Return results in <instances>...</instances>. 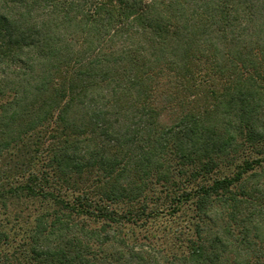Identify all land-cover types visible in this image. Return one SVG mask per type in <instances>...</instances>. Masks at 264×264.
<instances>
[{"label":"trees","instance_id":"obj_1","mask_svg":"<svg viewBox=\"0 0 264 264\" xmlns=\"http://www.w3.org/2000/svg\"><path fill=\"white\" fill-rule=\"evenodd\" d=\"M19 202L34 264L142 251L122 228L163 215L167 262L264 264V0H0V210Z\"/></svg>","mask_w":264,"mask_h":264},{"label":"rangeland","instance_id":"obj_2","mask_svg":"<svg viewBox=\"0 0 264 264\" xmlns=\"http://www.w3.org/2000/svg\"><path fill=\"white\" fill-rule=\"evenodd\" d=\"M163 119L169 121L167 117H163ZM241 160L242 159H240L238 163ZM231 168H233V165L226 167L223 172L232 174L233 169ZM41 206V208L44 209L43 204ZM33 207L34 206L26 208L25 203L19 202L15 206H10L8 210H0V219L7 232L6 239L0 244V264L35 263L29 250V230L33 227L34 218L37 216V211H34ZM15 215H19V217ZM166 220V215L159 218V224L161 225L158 226V229L157 227L142 228L133 225L122 228V235L129 240L130 245L140 247L142 251L138 248L132 252L122 247H110V244L106 246L93 244L89 249L90 253L88 258L97 264H146L151 254V257L154 256V259L159 261V264H174V262H167L164 260V257L171 260L173 256H175L174 254L179 255L180 253L177 244L171 238L172 235H169L165 231V225L167 224ZM187 220V216L182 214V217L175 219V223L174 225L172 224V227H185ZM151 235L155 237H153L152 240H148ZM166 235H168L169 239ZM57 240L60 241L62 239ZM150 241H152V245L149 243ZM136 253L140 255H136ZM49 260L50 259L45 261L46 264H52Z\"/></svg>","mask_w":264,"mask_h":264}]
</instances>
